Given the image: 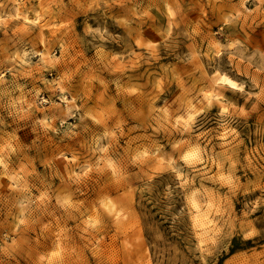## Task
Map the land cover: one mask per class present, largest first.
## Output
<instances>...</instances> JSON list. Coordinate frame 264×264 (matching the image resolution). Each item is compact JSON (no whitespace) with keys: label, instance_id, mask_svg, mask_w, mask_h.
<instances>
[{"label":"rangeland","instance_id":"obj_1","mask_svg":"<svg viewBox=\"0 0 264 264\" xmlns=\"http://www.w3.org/2000/svg\"><path fill=\"white\" fill-rule=\"evenodd\" d=\"M0 15V264H264V0Z\"/></svg>","mask_w":264,"mask_h":264},{"label":"bare ground","instance_id":"obj_2","mask_svg":"<svg viewBox=\"0 0 264 264\" xmlns=\"http://www.w3.org/2000/svg\"><path fill=\"white\" fill-rule=\"evenodd\" d=\"M14 8H15V10H16V14H18L19 15V13H21L20 12V9H19V7H18V4H15L14 5ZM169 10V13H171V10L170 9H168ZM39 13V12H38ZM15 15V14H14ZM18 15H15V16H18ZM21 15V14H20ZM39 15H40V13H39ZM24 19H26V20H23V21H28L27 19H29L28 17H27V15H26V13H25V11H24V13H22V15H21ZM5 17V16H4ZM21 17V18H22ZM33 17V16H32ZM3 17H2V15H0V20L2 19ZM35 19L37 18V17H34ZM39 18V17H38ZM37 18V19H38ZM34 19V20H35ZM36 19V20H37ZM32 20H33V18H32ZM171 22V21H170ZM170 22H169V24H170ZM215 48V47H214ZM217 51H219V50H217ZM47 56V53L46 52H44V51H42L41 52V57H46ZM50 59V58H49ZM216 80H217V84H220V86L222 85H226V86H228V87H230V88H232V89H239L240 88V85H238V83L230 76V75H228L227 73H225V72H222L217 78H216ZM234 85V86H233ZM215 91V90H214ZM216 93V92H215ZM215 93H212V91H210V92H207V98L208 99H210V98H212V97H215V99L216 100H219L220 101V103H221V100L218 98V96H221V95H218L217 96V94H215ZM223 100V99H222ZM221 105V104H220ZM222 105H224V104H222ZM222 108V107H221ZM223 109V108H222ZM191 121V120H190ZM187 120L185 121V124H187ZM184 124V125H185ZM111 165V164H110ZM109 167H111V166H109ZM192 203H193V213H192V218H193V220L195 221V222H198V221H200V219H203V216H201V214H200V210H199V206H198V204L196 203V201L195 200H192ZM207 203V202H206Z\"/></svg>","mask_w":264,"mask_h":264},{"label":"snow or ice","instance_id":"obj_3","mask_svg":"<svg viewBox=\"0 0 264 264\" xmlns=\"http://www.w3.org/2000/svg\"><path fill=\"white\" fill-rule=\"evenodd\" d=\"M234 86V85H233Z\"/></svg>","mask_w":264,"mask_h":264}]
</instances>
